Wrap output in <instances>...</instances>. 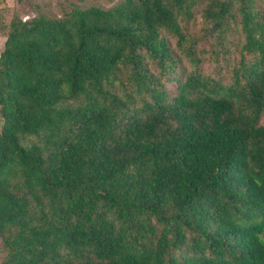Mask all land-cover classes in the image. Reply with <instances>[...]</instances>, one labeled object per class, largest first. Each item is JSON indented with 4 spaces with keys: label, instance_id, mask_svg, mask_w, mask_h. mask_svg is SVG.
Masks as SVG:
<instances>
[{
    "label": "trees",
    "instance_id": "16d2710c",
    "mask_svg": "<svg viewBox=\"0 0 264 264\" xmlns=\"http://www.w3.org/2000/svg\"><path fill=\"white\" fill-rule=\"evenodd\" d=\"M6 29L0 264H264L260 0L72 5Z\"/></svg>",
    "mask_w": 264,
    "mask_h": 264
},
{
    "label": "rangeland",
    "instance_id": "374dc122",
    "mask_svg": "<svg viewBox=\"0 0 264 264\" xmlns=\"http://www.w3.org/2000/svg\"><path fill=\"white\" fill-rule=\"evenodd\" d=\"M261 7L264 8V0H260ZM117 0H0V53L3 49V43L5 41L7 33V25L13 17H18L22 20H27L28 17H31L38 11L43 12L47 16L59 17L61 13L66 12L68 8L72 5L79 7L80 9L87 7H99L101 9H107L112 5L116 4ZM199 14L195 16V20L188 23L185 28V34L187 36L198 37L202 34V29H205L208 24L201 23V20L198 18ZM234 36L229 39L237 43L238 40H234ZM171 48H173V41L170 40ZM239 47V45H238ZM237 51L231 52V55H228L230 58V63H233L239 58ZM228 48V47H227ZM196 54L201 58L200 69L201 73L204 74H214V66L216 63L213 62L212 50H214V42L212 39L200 37L199 43L195 46ZM174 55L181 62V66L177 70V73L180 75V79L183 80V74L190 73L193 71L190 64H187L181 56L178 55V52L174 50ZM221 57V56H220ZM222 58V57H221ZM152 72H157L156 68L151 67ZM218 68V67H217ZM223 73V72H222ZM227 73L225 72L224 75ZM163 80V79H162ZM165 87L169 93L174 94L175 88L172 84H169L163 80ZM1 122V121H0ZM261 122H264V115H262ZM1 259V253H0Z\"/></svg>",
    "mask_w": 264,
    "mask_h": 264
}]
</instances>
